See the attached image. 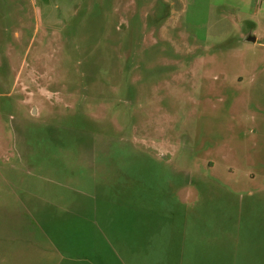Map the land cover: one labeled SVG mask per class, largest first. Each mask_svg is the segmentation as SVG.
Instances as JSON below:
<instances>
[{
  "label": "rangeland",
  "instance_id": "rangeland-1",
  "mask_svg": "<svg viewBox=\"0 0 264 264\" xmlns=\"http://www.w3.org/2000/svg\"><path fill=\"white\" fill-rule=\"evenodd\" d=\"M0 264H264V0H0Z\"/></svg>",
  "mask_w": 264,
  "mask_h": 264
},
{
  "label": "water",
  "instance_id": "water-1",
  "mask_svg": "<svg viewBox=\"0 0 264 264\" xmlns=\"http://www.w3.org/2000/svg\"><path fill=\"white\" fill-rule=\"evenodd\" d=\"M248 40L255 41L256 40V37L252 35V36L248 37Z\"/></svg>",
  "mask_w": 264,
  "mask_h": 264
}]
</instances>
